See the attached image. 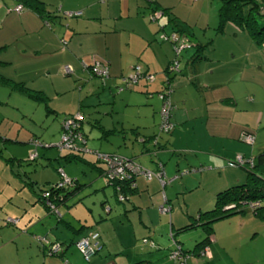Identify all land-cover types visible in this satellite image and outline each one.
<instances>
[{"label":"crops","instance_id":"obj_1","mask_svg":"<svg viewBox=\"0 0 264 264\" xmlns=\"http://www.w3.org/2000/svg\"><path fill=\"white\" fill-rule=\"evenodd\" d=\"M39 1L40 11L23 6L15 12L17 0H0V75L39 91L48 101L50 92L65 97L74 90L78 95L73 97L71 106L66 102L62 107H51L48 102L46 107L43 101L0 84V141L28 146L30 138H39L43 133V121L50 115L48 120L56 121L57 139L62 118L80 112L86 146L131 157L148 169L161 162L171 180L162 187L156 178L137 176L134 191L125 202L114 205L108 199L111 193L106 191L109 184L103 170L91 164L95 161L92 153H84L81 161L97 172L90 170L88 178L85 164L77 173L66 167V174L77 179L80 188L59 203V215L49 212L41 203L39 192L32 190L37 179L27 176L22 190L9 189L7 185L6 188L0 182V264H175L167 257L169 231L211 208L217 192L244 181L246 163L230 167L228 160L237 154L245 159L255 155V142L247 144L242 136L257 128L262 117L258 110L252 111L251 106L245 107L235 98L233 88L240 84L233 64L225 59L233 53L229 51L224 56L223 52H216L213 56L214 47L208 49V42L204 44L194 33L191 36L184 31L181 10L189 0ZM223 1L195 2L206 8L208 16L209 6L216 7L218 13ZM74 11L80 14L66 15ZM177 23L178 31L173 27ZM234 27L254 43L244 30ZM172 32L179 39L187 34L201 45L199 58H191L196 50L193 47L175 56L173 43L164 38ZM173 59L180 68L170 75L168 84L174 127L162 133L158 130L161 102L156 93L167 81L165 68ZM94 60L107 65L104 81L98 77L100 82L93 80L95 76L82 67L83 62L89 65ZM64 65L72 70L62 76ZM136 65L142 74H152L153 79L140 77L133 84L123 82L122 78ZM75 85L82 92H77ZM115 88L119 93L114 94ZM118 112L119 120H111L108 125L95 115L112 119V114ZM117 126L118 140L108 137L113 133L104 137L100 129L117 132ZM153 135L155 138L149 140ZM257 142L256 146L264 145V138ZM190 167L200 169L176 176L178 170ZM57 168L65 171L59 163ZM85 187L84 195L92 198L77 203L80 198L75 200L73 196ZM163 198L164 205L169 206L166 213L159 211ZM7 217L16 222L6 223ZM89 231L99 233L98 249L85 261L74 241ZM193 235L195 239L186 248L203 232ZM176 237L181 241L184 236ZM53 243L60 245V254L49 252ZM208 255H191L186 263L216 264L217 254L210 245Z\"/></svg>","mask_w":264,"mask_h":264},{"label":"rangeland","instance_id":"obj_2","mask_svg":"<svg viewBox=\"0 0 264 264\" xmlns=\"http://www.w3.org/2000/svg\"><path fill=\"white\" fill-rule=\"evenodd\" d=\"M209 8V15L206 16V8H200L198 3L189 0L187 5L181 10L182 16L184 17H182L183 22H181V26L185 31L194 33L193 35L200 39V41H204V44L208 42V44L205 45V47L209 46L208 49H210L211 46L214 47L216 51H211V55L214 56L216 52L227 54V52L230 51L233 53L234 56L229 55L230 57L228 58L226 56L225 59H228V61L233 64L235 70L234 76H236L240 84L239 87L236 85L233 88L235 98L244 103L245 107L251 106L252 111L258 110L262 117L258 122L257 128L251 129L254 134V142L257 145V139L264 138V44L257 45L252 43L244 32L237 31L238 29H235L231 23H226L223 32H217L215 29L218 24L217 11L215 10L217 8L214 7L213 9V5H210ZM256 18L259 25L264 23V16L258 15ZM176 26L180 27L178 23ZM234 31L236 32L235 34H233ZM208 49H206V51ZM60 74L64 76L62 70H60ZM92 79L100 82L96 77H92ZM75 89L79 93L82 92L78 89L77 85H75ZM116 93L119 92L115 88L114 94ZM76 94L78 95V93H74V90H72L63 97L61 95L53 96L54 94L50 92V100L48 101L46 98L45 102H49L51 107H62V104H66V102L68 106H71L73 97H75ZM66 98L68 101L64 102ZM116 108L119 111V101L116 103ZM95 115H97L96 118L101 117L105 125H108L111 120H119V112L118 114H112V116H114L112 119L108 115H101L98 113H95ZM50 116L48 118H50ZM48 118L43 121V133L38 135L43 142L37 138L44 147L41 145L35 146L30 142L28 146H21L16 143H3L0 141V182L4 184L5 187L7 185L9 189L16 188L22 190L23 181H27V176H29L30 179H37L38 183L34 185L32 190L40 194V188L43 187V189H46L51 183L55 182V180L60 179L59 170H62V168H57L58 163L65 166V171L63 170L65 174L66 167L68 166V168L73 169L77 173L79 170L78 168L82 169L86 165L87 168L85 170L88 178L91 176L90 170L97 172V169L91 168L90 165L82 161L65 162L63 157H61L63 150L60 151L55 146H47L49 144L51 145V143L55 144L60 135L59 134L58 138L55 139L57 135L55 131L57 128L56 121H54L55 119L49 121ZM90 122L92 123V121ZM117 129L116 133L108 137L118 140L119 126H117ZM93 132L95 134L97 133L96 130H93ZM101 142L106 144L105 140H101ZM256 145L254 149L255 154L264 148V145ZM34 151L37 152L38 156L34 160H29L28 155ZM79 175H81V177L83 176V174ZM24 188H26V186H24ZM106 191L111 193V198L110 195L108 197L109 201L113 202L114 205H118L119 202L116 201L109 185ZM86 192V187L81 188V190L73 196L75 200L80 198L77 203L83 199L88 201L92 198V196L84 195ZM242 207L245 208L243 213H232L222 219L212 222V241L209 242V245L215 254H217L215 259L216 264H264V219L256 216L251 211L250 205L242 204ZM58 209L62 211L61 206H58L57 210ZM195 232L204 231H202L200 227H194L189 229V231L177 233L178 235L184 236L181 238L183 239L181 242L184 248L190 245L195 239L193 235ZM208 257L205 256V258Z\"/></svg>","mask_w":264,"mask_h":264},{"label":"trees","instance_id":"obj_3","mask_svg":"<svg viewBox=\"0 0 264 264\" xmlns=\"http://www.w3.org/2000/svg\"><path fill=\"white\" fill-rule=\"evenodd\" d=\"M17 2L21 3L23 6L31 8L33 10H37V11L41 10V6L39 5L40 4L39 0H17ZM257 15L264 16V0H224L218 9V13H217L218 24H217L215 29L217 32H222L223 27L226 23H232L234 26L238 27L239 29L244 30L255 44H262V43H264V23H262L260 25L258 24L257 18H256ZM169 21L172 22L173 18L172 17L169 18ZM173 25H176V24H173ZM173 27H176V31H178V29H180V27H177V26H173ZM172 34L176 37L174 32H172L171 34L167 35L166 38L169 39V37ZM184 35H185L184 38H181V39L176 37L178 41L184 40L188 43L187 47L183 48L182 50H186L187 48H192V47L196 48V50L194 49V51L191 55V58L192 59L199 58L198 51L200 50L201 45H199V44L197 45L196 43H194L191 40L189 35L192 36V33H189V35H187V34H184ZM169 64H168V66H169ZM168 66H166V68H165V73L167 74V81L166 82L164 81V86H162V89L157 91L156 95L158 98H159L158 94L160 92L164 93V90L170 89L169 88L170 86L168 85L170 83V78H171L170 75L176 74L180 70V68L177 67V69L175 71H173V70L171 71V70H168ZM122 79L124 82V78H122ZM0 84H6V85L10 86L11 88H13L14 90H17L19 92H24L26 95H29V96L35 98L36 101L41 100L45 103V105L47 107V103L45 102V99H46L45 96H41V94L38 93L39 91L30 89L21 82H12V81H9L8 79H6L4 76L0 75ZM131 84H133V83H131ZM168 95H169V100H170V105H171L169 120L171 121V110H172L173 105H172V102L170 99V90H169ZM160 102L162 104L161 99H160ZM160 107H161V105H160ZM78 113L81 115V119L78 120L77 126L74 128V131L79 133L80 139L75 141L76 149H72V148H61V149H59L57 147V149H59L60 151L63 150V152H65L64 154H62L61 157H63L67 161H69V160L81 161L82 159L80 157H82L84 155V153H86V154L92 153L93 156L95 157V161H93L91 164L94 167L101 168L103 170L104 177L106 178L107 183L109 185H111L112 190H113V194L116 198V201L121 202V203L125 202L127 199V196L134 191L135 178H133L131 180L108 179V177L106 175L105 161L98 159L96 155L100 153V154H106L109 157L120 156L121 158L129 159V160H132L134 162H136V161L131 157H125V156L120 155L116 152H105V151H100L97 149H92V148H89L88 146H86V144H85L86 139L84 136V132L82 130V125H81L83 122L82 114L80 112H78ZM70 116H73V114L65 115L62 118V121L65 118H69ZM159 120H160V118H159ZM62 121H61V133H60V135L63 132ZM171 123L173 124L172 121H171ZM173 127H174V124H173ZM173 127H172V129H173ZM100 129L102 131V134H104V137L108 136L111 133H116V130H114V129H102V127H100ZM247 133L253 135V137H254V134L252 131L247 132ZM60 135H59V137H60ZM153 138H155V135L149 136V140H153ZM32 140H38V139L37 138H30L29 142ZM154 142H155V140H154ZM253 142H254V140H253ZM253 142L250 145H252ZM247 144H249V143H247ZM54 146H55V144H54ZM85 148L90 149L91 152H86L85 150H83ZM37 156L38 155L36 154V157ZM36 157L29 159V160H34V159H36ZM28 158H29V155H28ZM250 158H252V164L251 165H248V164L245 165L246 166L245 167L246 168V176H245V179L243 182L232 185V186H230V187H228L222 191L217 192L215 195V198H214L213 206L211 208L200 211L197 214V216L193 217L188 223L184 224L183 226L178 227L177 229H172V231H170L171 236L168 235L170 238V245L167 248L168 259L173 261L175 264H180L177 260L171 259L169 257V253L173 250H178L182 254V256L185 258V261L183 264H187L186 263L187 258H189L191 255L203 257L200 255V251L205 246H208L209 242L211 241L210 235L213 232L212 222L219 220V219H222L223 217H226L232 213H236V212L243 213L244 208L242 207V204L250 205V203L256 202V204L254 206H250L251 211L256 216H259L262 219H264V148H262L258 153H256L253 157H250ZM233 159H231V160H233ZM231 160H228V161H231ZM228 161H227V165H228ZM159 164H161V162H158L156 168H154L152 170L157 169L159 167L158 166ZM228 166L235 167L233 165L232 166L228 165ZM242 166H244V165H242ZM161 167L163 168L162 164H161ZM199 169H200V167L199 168H191L190 167V168L185 169V170H188L187 172H195ZM180 171L181 170H178L177 174ZM66 176H68V175L66 174ZM177 176H180V175L178 174ZM68 177L70 178V183L68 185H63L62 187H57L56 184L59 182V180H60L59 179V180H56L55 182L51 183L46 189H43V187L40 188L41 192L39 194V199H40L41 203L46 207L47 210H48V207L45 203L47 199L52 204H54V206L57 207L60 202H64L65 200H67L68 196L72 195L75 191H77V189L80 188V185L77 182V179L70 177V176H68ZM43 191H47L49 193L48 198L42 197ZM120 195L124 196L123 200H118V196H120ZM194 227H200L202 229V231H204L203 236L199 240H195L190 248H184L181 241L177 239L176 234L178 232L186 231V230L194 228ZM82 236H84V235H82ZM76 240L74 241V243L76 242ZM146 241L147 240H143V242H146ZM60 250H61V248L58 251L51 252V253L60 254ZM96 251H95V253H96ZM85 261H88V260H85ZM64 263H66V260L64 261Z\"/></svg>","mask_w":264,"mask_h":264},{"label":"built area","instance_id":"obj_4","mask_svg":"<svg viewBox=\"0 0 264 264\" xmlns=\"http://www.w3.org/2000/svg\"><path fill=\"white\" fill-rule=\"evenodd\" d=\"M196 1V0H193ZM23 9V5L21 3H17L13 10L15 12H20ZM79 11L74 12H67L66 15L68 16H77L79 15ZM166 38V36H164ZM169 40L173 43V51L175 53V56H178L180 51L187 47L188 43L184 40L178 41L177 38L172 34L169 37ZM82 67L87 69L88 72L95 77H98L102 81L108 76L107 72V65L100 61V60H94L90 65L82 63ZM178 67V62L176 59H173L171 63L168 66V70L175 71ZM71 67L69 65H64L62 68V71L64 74L71 72ZM140 77H143L146 81H150L153 79V75L150 73L142 74L139 66H134L133 71L128 74L126 77H124V82L126 84L128 83H134L138 81ZM169 90H164V93H159L158 96L162 100V104L159 110V123H158V130L159 132L167 133L169 132L173 124L169 120V114H170V100H169ZM81 119V115L79 113L73 114V116H70L69 118H65L62 121L63 125V132L60 135L58 141L55 143V146L59 149L61 148H72L76 149L75 141L80 139L79 133L74 131V128L77 126L78 120ZM243 141L246 143L251 144L254 140L253 135L249 133H245L242 136ZM31 144L35 146L41 145L38 140H32L30 141ZM86 152H91L90 149L85 148L83 149ZM36 152H31L29 154V159L36 157ZM98 159L105 161L106 164V175L108 179L112 180H131L137 176H141L146 180H150L152 178H156L160 185L163 187L167 182H169L171 179H168L165 175V172L163 168L161 167V164H159L158 168L155 170L148 169L140 165L139 163H136L132 160L121 158L120 156H107L106 154H97L96 155ZM251 165L252 164V158L245 159L243 156L237 154L235 158L231 161H228V165L233 166H241L244 164ZM188 170H181L178 174L181 175L183 173H186ZM60 172V180L56 184L57 187H62L63 185H68L70 183V178L66 176V174L59 170ZM177 174V175H178ZM176 175V176H177ZM174 176V177H176ZM133 184V183H132ZM42 197H49V193L47 191L42 192ZM124 196L120 195L118 196V200H123ZM165 199L163 198V203L159 206V211L161 213L169 212V206L164 205ZM46 205L48 207V211L51 213H54L56 215H59V212L57 210V207L54 206L48 199L46 200ZM256 202L250 203V206H254ZM6 223L14 224L16 222L15 218L7 217L5 219ZM169 236H171V232L169 231ZM98 238L99 233L97 231H89L86 235L79 237L76 242L74 243L76 249L80 252L82 257L85 260H89V258L95 253V251L98 249ZM145 240V239H144ZM60 249V245L58 243H53L49 247V252H56ZM200 255L203 257H208V246H205L201 251ZM169 257L171 259L177 260L180 264H183L185 261V258L182 256V254L178 250H173L169 253Z\"/></svg>","mask_w":264,"mask_h":264}]
</instances>
